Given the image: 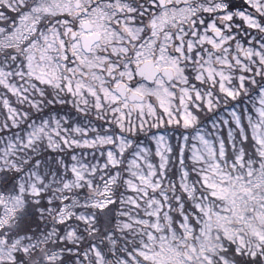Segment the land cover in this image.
<instances>
[{"label": "snow or ice", "instance_id": "6c2138e0", "mask_svg": "<svg viewBox=\"0 0 264 264\" xmlns=\"http://www.w3.org/2000/svg\"><path fill=\"white\" fill-rule=\"evenodd\" d=\"M0 264H264V0H0Z\"/></svg>", "mask_w": 264, "mask_h": 264}]
</instances>
